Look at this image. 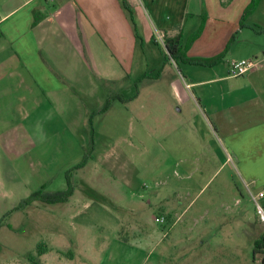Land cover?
Returning <instances> with one entry per match:
<instances>
[{
    "label": "rangeland",
    "instance_id": "rangeland-1",
    "mask_svg": "<svg viewBox=\"0 0 264 264\" xmlns=\"http://www.w3.org/2000/svg\"><path fill=\"white\" fill-rule=\"evenodd\" d=\"M148 48L129 64L128 78L110 85L101 71L92 72L93 64L81 60L78 76L84 85L79 93L70 92L74 98L64 99L63 108L41 94L25 109L30 117L23 118L18 113L24 109H16L5 89L0 115L9 117L0 121V264H30L39 255L37 245L50 243L52 233L61 235L55 238L63 250H79L76 264L87 252L106 264H264L257 247L264 233L261 190L250 191L220 150L207 163L212 168L188 171L191 166L183 160L196 164L206 158L203 131L173 132L170 99L168 106H153L157 102L146 95L152 92L134 97L142 85L154 84L162 93L153 95L167 96L161 85H169L171 68L173 77L187 80L181 74L186 65L180 62L179 69L170 59V68L156 78L155 57L162 54L165 60V42ZM90 75L95 81L89 83ZM91 83L97 84L94 92ZM107 99L110 106L101 111ZM181 115L204 118L198 107ZM67 176L74 186L67 201L23 202L41 188H67ZM84 204L88 208L73 217Z\"/></svg>",
    "mask_w": 264,
    "mask_h": 264
},
{
    "label": "crops",
    "instance_id": "crops-1",
    "mask_svg": "<svg viewBox=\"0 0 264 264\" xmlns=\"http://www.w3.org/2000/svg\"><path fill=\"white\" fill-rule=\"evenodd\" d=\"M250 2L127 0L125 6L121 0H0V109L4 108L5 89L16 109H24L18 113L23 118L30 117V111L25 109L38 102L41 94L63 108L64 99L74 98L70 92L79 93L84 85L79 78L83 59L93 64L95 75L101 71L98 75L109 85L124 80L129 77V64L132 67L138 51L145 54L152 43H161L157 32L165 33V37L180 35L182 45L188 44L187 56L191 57L216 56L235 35L225 57L215 65L177 62L166 53L163 61L159 54L155 57L159 65L156 78L165 73V66L170 68L167 61L170 59L179 69L180 62L186 65L181 74L187 80L173 77L171 68L169 85H161L167 96L153 95L162 93L154 84L142 85L134 97L140 96L141 91L152 92L146 95L157 102L153 106H168L171 100L176 113L170 117V122L175 124L173 132L189 135L203 131L201 156L206 158L204 163L199 160L196 164L183 160L193 167L188 171L204 172L212 168L207 163L220 150L222 156H227L226 161L233 162L250 191L258 193L264 188V67L259 65L243 76H231L228 72L230 62L236 59L257 57L260 64L264 63L261 57L264 56V0H259L245 25L240 24ZM205 13L201 34L190 41ZM145 76L146 73L140 75ZM91 80L95 81L92 75L89 83ZM89 85L91 91H96L97 84ZM196 107L204 118L181 115L185 108L192 111ZM48 114L51 113L45 112ZM7 117L0 115V121H6ZM87 204L78 206L72 216L81 215ZM57 236L61 235L52 233L50 243L37 245L39 255L31 257L30 264H76L79 250L71 247L63 250ZM82 257V264H106L98 263L93 253L87 252Z\"/></svg>",
    "mask_w": 264,
    "mask_h": 264
},
{
    "label": "trees",
    "instance_id": "trees-1",
    "mask_svg": "<svg viewBox=\"0 0 264 264\" xmlns=\"http://www.w3.org/2000/svg\"><path fill=\"white\" fill-rule=\"evenodd\" d=\"M123 5L127 6V0H121ZM259 3V0H251L249 5L244 9L243 14L241 16L240 24L241 26L245 25V20L248 18L250 14L254 12V10L257 8ZM129 8V7H128ZM206 21V13L203 14L202 23L197 30V32L191 37L190 41H193L196 39L202 32L204 25ZM235 35L232 37L230 42L233 40ZM227 45L226 49L219 53L216 56L213 57H191L187 56L186 50L188 48V44L182 45L181 43V36L176 35L173 37H166L165 38V48L167 50V55L174 58L177 62L184 61L191 64L196 65H215L218 62H220L226 55L227 49L230 45ZM110 106V99H107V102L102 107L101 111H105ZM91 149L93 150L94 147L92 146ZM67 183L68 187L63 190H56V191H44L43 188L33 191L30 196H28L23 202L26 204H30L31 202L35 200H41L47 203H56V202H65L69 199V197L74 193V186L70 180V178L67 176ZM257 247L258 251L263 254L264 259V236L261 235L259 240L257 241Z\"/></svg>",
    "mask_w": 264,
    "mask_h": 264
},
{
    "label": "built area",
    "instance_id": "built-area-1",
    "mask_svg": "<svg viewBox=\"0 0 264 264\" xmlns=\"http://www.w3.org/2000/svg\"><path fill=\"white\" fill-rule=\"evenodd\" d=\"M156 37L161 43L165 42V33L157 32ZM259 65L264 67V63L260 64L257 57L236 59L230 62L228 72L231 76H243L257 68ZM258 195L261 197L264 196V188L258 193ZM253 197L256 199L255 195ZM260 210H262L261 207H259V211ZM163 218L164 217H157L156 220L164 221Z\"/></svg>",
    "mask_w": 264,
    "mask_h": 264
},
{
    "label": "flooded vegetation",
    "instance_id": "flooded-vegetation-1",
    "mask_svg": "<svg viewBox=\"0 0 264 264\" xmlns=\"http://www.w3.org/2000/svg\"><path fill=\"white\" fill-rule=\"evenodd\" d=\"M262 235L264 236V233H262Z\"/></svg>",
    "mask_w": 264,
    "mask_h": 264
}]
</instances>
